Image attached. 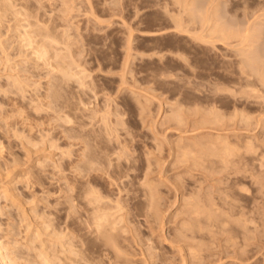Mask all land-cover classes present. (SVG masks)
Instances as JSON below:
<instances>
[{
  "label": "rangeland",
  "instance_id": "1",
  "mask_svg": "<svg viewBox=\"0 0 264 264\" xmlns=\"http://www.w3.org/2000/svg\"><path fill=\"white\" fill-rule=\"evenodd\" d=\"M4 1L0 264H264V0Z\"/></svg>",
  "mask_w": 264,
  "mask_h": 264
},
{
  "label": "bare ground",
  "instance_id": "2",
  "mask_svg": "<svg viewBox=\"0 0 264 264\" xmlns=\"http://www.w3.org/2000/svg\"><path fill=\"white\" fill-rule=\"evenodd\" d=\"M0 1H1V0H0ZM14 1H15V0H14ZM14 1L12 0V3H11V4L14 5V3H16V2H14ZM89 1H90V0H89ZM180 1H181V0H180ZM190 1H191V0H190ZM3 2H4L5 7L2 6L3 4L0 2V4H1V5H0V12H2V14L0 15V17H1V16L3 15V13H5V12L9 15V14H10V13H9V12H10L9 10H13V8L10 9L11 7H10V6H7L8 4H5V3H9L8 1L6 2V1L3 0ZM247 2H248V1H247ZM178 3H179V2H178ZM11 4H10V5H11ZM16 4H17V3H16ZM184 4H185V3H184ZM1 6H2V7H1ZM15 6H16V5H15ZM8 7H9V10H8ZM14 8H15V7H14ZM191 8H192V7H191ZM193 8H194V7H193ZM194 9H195V8H194ZM14 10H15V9H14ZM93 10H94V9H93ZM93 10H91V11H93ZM7 11H9V12H7ZM16 11H17V10H16ZM21 11H23V10H21ZM13 12H14V11H13ZM13 12L11 13V15L14 14ZM188 12H189V11H188ZM210 12H211V11H210ZM6 13H5V14H6ZM16 13H17V12H16ZM208 13H209V12H207V14H208ZM5 14H4L3 16H7V15H5ZM21 14H22V13H21ZM92 14H93V13H92ZM196 14H197V13H196ZM14 15H15V14H14ZM22 15H23V14H22ZM22 15H21V16H22ZM3 16H2V17H3ZM23 16H24V15H23ZM93 16H95V15H93ZM194 16H195V15H194ZM198 16H199V15H198ZM207 16H208V15H207ZM2 17H1V18H2ZM183 17H184V16H183ZM204 17H205V15H204ZM262 17H263V16H262ZM14 18H17V17H14ZM181 18H182V17H181ZM181 18H180V19H181ZM211 18H212V17H211ZM217 18H218V17H217ZM27 19H28V18H27ZM2 20H3V18H2ZM2 20H1V21H2ZM21 20H22V19H21ZM259 20H260V19H259ZM22 21H23V20H22ZM28 21H29V20H28ZM187 21H188V20H187ZM2 22H3V21H2ZM17 22H18V21H17ZM26 22H27V21H26ZM32 22H33V21H32ZM96 22H97V21H96ZM204 22H205V21H204ZM0 23H1V22H0ZM29 23H30V22H29ZM36 23H37V22H36ZM192 23H193V22H192ZM19 24H20V22H19ZM33 24H34V23H33ZM27 25H28V24H27ZM30 25H31V23H30ZM30 25H29V26H30ZM180 25H181V23H180ZM180 25L178 24V27H181ZM191 25H192V24H191ZM218 25H219V24H218ZM259 25H260V24H259ZM262 25H263V24H262ZM20 26H21V25H19V27H20ZM38 26H39V25H38ZM183 26H184L183 28H185L186 24H185V25L183 24ZM247 26H248V25H247ZM17 27H18V26H17ZM17 27H16V28H17ZM33 27H34V25H33ZM218 27H219V26H218ZM218 27H215V28L219 29ZM262 27L264 28V26H262ZM1 28H2V26H1ZM20 28H21V27H20ZM30 28H31V27H30ZM35 28H36V27H35ZM50 28H51V27H50ZM50 28H49V29H50ZM232 28H233V27H232ZM237 28H238V27H237ZM259 28H261V27L259 26ZM37 29H39V28H37ZM213 29H214V28H213ZM22 30H23V29H22ZM26 30H27V29H26ZM177 30H178V29H177ZM181 30H182V28H181ZM183 30H184V29H183ZM186 30H187V28L185 29V31H186ZM221 30H222V29H221ZM18 31H19V30H18ZM28 31H29V30H28ZM37 31H38V30H37ZM228 31H229V28H228L227 32H228ZM248 31H250V30H248ZM13 32H15V31H13ZM24 32H25V31H24ZM53 32H54V31H53ZM205 32H206V31H205ZM227 32H225V33H227ZM229 32H231V30H230ZM20 33H21V32H20ZM25 33H26V32H25ZM35 33H36V32H35ZM35 33H32V30H31V32H27V33H26L27 36H28V38H26L27 36L24 35V34H23V37H22V38H23V40H25V41L28 43V46H30V48H32L31 46H33V49H34L36 55L38 56V58L43 60V59L46 58L45 56H47V55H46V54L48 53L47 47H48L49 45L46 47V42H45V43H44L43 41L40 42L41 40H40V41H37V40H39V39H37V38L40 36L42 39H43V38L47 39L46 37H48V35L45 34V33L42 31V29H39V33H38L37 35H36ZM55 33H56V32H55ZM184 33H185V32H184ZM221 33H222V32H221ZM231 33H232V32H231ZM1 34H2V33H1ZM1 34H0V35H1ZM7 34H9V33H7ZM13 34H14V33H13ZM31 34H32V35H31ZM34 34H35L36 36H34ZM208 34H209V33H208ZM247 34H248V33H247ZM247 34L245 35L246 38H245V39L243 38L244 40L250 38V35H248V38H247ZM56 35H57V34H56ZM190 35H191V34H190ZM197 35H198V34H197ZM210 35H211V34H210ZM222 35H223V36H222ZM235 35H236V32H235ZM37 36H38V37H37ZM191 36H192V35H191ZM208 36H209V35H208ZM224 36L226 37L225 34H221V37H224ZM233 36H234V35H233ZM34 37H35V38H34ZM57 37H58V36H57ZM211 37H212V36H211ZM230 37H231V36H230ZM10 38H11V37H10ZM16 38H17V37H16ZM16 38H15V39H16ZM41 38H40V39H41ZM54 38H55V37H54ZM200 38H201V37H200ZM203 38H204V37H203ZM240 38H241V36H240ZM1 39H2V38H1ZM36 39H37V40H36ZM51 39H53V38H51ZM204 39H205V38H204ZM237 39H238V37H237ZM43 40H44V39H43ZM67 40H68V39H67ZM211 40H212V39H211ZM211 40H210V41H211ZM5 41H6V40H5ZM25 41H24V42H25ZM53 41H54V40H53ZM68 41H69V40H68ZM250 41H251V39H250ZM262 41H263V40H262ZM21 42H23V41H21ZM56 42H57V41H56ZM208 42H209V41H208ZM247 42H248V41H247ZM1 43H2V40H1ZM1 43H0V44H1ZM53 43H54V42H53ZM57 43H59V42H57ZM214 43H215V42H214ZM239 43H240V42H239ZM34 44H36V46H34ZM55 44H56V43H55ZM242 44H244V41L242 42ZM261 44H262V43H261ZM261 44H260V45H261ZM25 45H26V44H25ZM57 45H58V44H57ZM2 46H3V45H2ZM19 46H20V45H19ZM213 46H214V45H213ZM51 47H52V45H51ZM51 47H48V48H51ZM1 48H2V47H0V49H1ZM55 48H56V47H55ZM3 49H4V48H3ZM250 49H251V48H250ZM255 49H256V48H255ZM64 50H65V49H64ZM251 50H252V49H251ZM254 51H255V50H254ZM2 52H3V51H2ZM49 52H50V51H49ZM53 52H54V51H53ZM60 52H61V49H60ZM256 52H257V51H256ZM50 53H52V52H50ZM55 53H56V52H55ZM61 53H64V51L61 52ZM3 54H4V53H3ZM64 54H65V53H64ZM64 54H62V55H64ZM66 54H67V53H66ZM70 54L72 55V53H70ZM58 55H59V52H58ZM260 55H261V54H260ZM31 56H32V55H31ZM65 56H66V55H65ZM251 56H252V55H251ZM257 56H258V55H257ZM26 57H27V56H26ZM28 57H29V56H28ZM48 57H49V56H48ZM254 57H255V56H254ZM251 58H252V57H251ZM52 59H53V58H52ZM52 59H51V60H52ZM65 59H66V58H65ZM72 59H73V58H72ZM246 59H247V58H246ZM249 59H250V58H249ZM253 59H255V58H252V63L254 62ZM73 60H74V59H73ZM76 60H77V59H76ZM250 60H251V59H250ZM27 61H28V60H27ZM31 61H32V60H31ZM55 61H57V60H55ZM65 61H66V60H65ZM74 61H75V60H74ZM47 62H48V61H47ZM59 62H60V61H59ZM62 62H63V61H62ZM72 62H73V61H72ZM32 63H33V61H32ZM48 63H49V62H48ZM57 63H58V62H57ZM73 63H74V62H73ZM77 63H78V62H77ZM51 64H52V63H51ZM55 64H56V63H55ZM60 64H63V63H60ZM64 64H65V62H64ZM67 64H68V63H67ZM256 65H257V64H256V62H255V66H256ZM259 65H260V64H259ZM36 66H37V65H36ZM49 66H50V65H49ZM54 66H55V65H54ZM59 66H60V65H59ZM62 66H63V65H62ZM261 66H262V64H261ZM239 67H240V66H239ZM246 67H247V66H246ZM257 67H258V66H257ZM257 67H256V68H257ZM48 68H50V67H48ZM58 68H59V67H58ZM62 68H63V67H61V69H62ZM64 69H65V68H64ZM75 69H76V68H75ZM80 69H81V67H80ZM257 69H258V68H257ZM260 69H261V68H260ZM262 70H263V68H262ZM262 70H259L260 73H261V76H260V77H262V80L264 81V73L262 72ZM62 71L66 72L65 70H62ZM77 71H78V69H77ZM80 71H81V70H80ZM79 73H80V72H79ZM81 73L83 74L82 71H81ZM81 73H80V74H81ZM75 74H76V73H75ZM77 74H78V73H77ZM84 74H86V76H87L88 73H85V72H84ZM253 74H254V73H253ZM56 75H57V74H56ZM66 75H67V74H66ZM81 76H83V75H81ZM255 76H256V77H259L258 75H255ZM65 78H67L66 80H68V79L71 80V79H72V77L69 78L68 76L65 77ZM78 78H79V77H78ZM81 78H82V77H81ZM81 78H80V79H81ZM77 80H78V79H77ZM83 80H84V79H83ZM24 82H25V81H24ZM239 83H240V82H239ZM84 84H85V82H84ZM250 84H251V86H252V83H250ZM253 84H254V83H253ZM18 85H19V84H18ZM214 85H215V84H214ZM59 87H60V86H59ZM82 87H83V86H82ZM50 88H51V87H50ZM60 92H61V91H60ZM44 101H46V100H44ZM46 107H47V106H46ZM66 108H67V107H66ZM68 109H69V108H68ZM60 111H61V110H60ZM65 111H66V110H65ZM21 112H22V111H21ZM21 112H20V113H21ZM172 113H173V112H172ZM174 113H175V112H174ZM96 114H97V113H96ZM98 114H99V113H98ZM109 114H110V113H109ZM240 115H241V114H240ZM60 116H61V115H60ZM103 116H104V115H103ZM10 117H11V116H10ZM219 117H220V116H219ZM5 118H6V117H5ZM179 118H180V117H179ZM246 118H247V117H246ZM71 119H72V118H71ZM4 120H5V119H4ZM68 120H70V119H68ZM212 120H213V119H212ZM105 121H106V120H105ZM103 122H104V121H103ZM64 123H65V122H64ZM209 135H210V134H209ZM88 136H89V135H88ZM118 136H119V135H118ZM81 137H82V136H81ZM89 137H90V136H89ZM73 138H74V137H73ZM91 139H93V138L91 137ZM94 139L97 140L98 138H94ZM76 140H77V139H76ZM84 140H85V138H84ZM98 141H99V139H98ZM84 142H85V141H84ZM84 142H83V143H84ZM86 142H87V140H86ZM96 142H97V141H96ZM100 142H101V140H100ZM102 142H104V140H102ZM102 142H101V143H102ZM97 143H98V142H97ZM101 143H100V144H101ZM85 144H86V143H85ZM123 144H124V143H123ZM126 145H127V144H126ZM126 145H125V146H126ZM96 146H97V145H96ZM98 146H99V144H98ZM98 146H97V148H98ZM127 147H129V146H127ZM83 149H85V148H83ZM95 149H96V148H94V150H95ZM98 149H99V148H98ZM124 149H128V148H125V147H124ZM81 150H82V149H81ZM81 150H80V152H81ZM96 150H97V149H96ZM99 150H100V149H99ZM84 151L87 153V154H85V152H84V154L88 157V159H86V160H88V161H87L86 163L84 162V163L86 164V165L83 166V167H85L84 169H83L82 166L80 165L81 169H83V170L86 169L87 172H89V173H90L91 171H95L94 173H92L93 175H94L96 172H97V173H96L97 175H99L98 172H100V171H101L100 174H103L102 172H105V173H104V176H106V173L108 172V169H107V168H106L107 170L105 169V170L107 171V172H106V171L104 170L105 167L103 168V165H100L101 163H99V160H98L99 158L97 159L98 162H96L97 160H96V158L94 157V156H96V154L98 155V153L96 152V154H95L94 156H92V155H88V154H90V152L88 153V151H86V149H85ZM124 151H125V152H124ZM124 151H123V152L126 153V150H124ZM82 152H83V151H82ZM82 152H81V153H82ZM100 152H101V151H100ZM109 152H110V151H109ZM127 152H128V150H127ZM111 153H112V152H111ZM100 154H101V153H100ZM108 154H109V153H108ZM108 154H107V156H109ZM81 155H82V154H80L79 156H81ZM85 155H84V157H86ZM98 156H99V155H98ZM107 156H106V157H107ZM112 156H113V154H112ZM115 156H116V154H115ZM213 156H214V155H213ZM221 156H222V155H221ZM223 156H224V155H223ZM81 157H82V156H81ZM87 157H86V158H87ZM96 157H97V156H96ZM100 157H101V156H100ZM120 157H122V156H120ZM82 158H83V157H82ZM101 158H102V157H101ZM109 158H110V156L108 157V159H109ZM112 158H113V157H112ZM223 158H224V157H223ZM223 158H222V159H223ZM224 160H226V159H224ZM79 161H80V160H79ZM104 161H108V160H105V159H104ZM112 161H113V159H112ZM110 162H111V161H110ZM113 162H114V161H113ZM113 162H112V163H113ZM82 163H83V162H82ZM95 163H96V164L99 163V165L101 166V168H100V166H98L99 168H95V167H94V166H95V165H94ZM105 163H106V162H105ZM107 163H108V162H107ZM112 163H108V164H112ZM77 164H78V163H77ZM80 164H81V162H80ZM108 164H107V165H108ZM117 164L120 165V163H117ZM117 164H116V165H117ZM82 165H83V164H82ZM97 165H98V164H97ZM97 165H96V166H97ZM114 165H115V164L113 163V166H114ZM72 166H73V165H72ZM72 166H71V167H72ZM109 166H110V165H109ZM113 166L111 165V167H113ZM39 167H40V166H39ZM78 167H79V166H77L76 168H78ZM115 167H116V166H115ZM117 167H118V166H117ZM117 167H116V168H117ZM73 168H74V167H73ZM101 169H103L104 171L101 170ZM113 169H114V167H113ZM118 169H119V167H118ZM118 169H115L116 172L118 171ZM120 169H121V167H120ZM76 170H77V169H76ZM119 171H120V170H119ZM72 172H73V171H72ZM77 172H78V170H77ZM81 172H82V171H81ZM87 172L84 171V174L87 173ZM110 172H111V171H110ZM79 173H80V172H79ZM121 173H122V172H121ZM124 173H125V172H124ZM84 174H83V175H84ZM108 174H109V175H111V174L114 175V172H113V173L111 172V174L108 172ZM108 174H107V175H108ZM115 174H116V173H115ZM118 174H119V173H118ZM80 175H81V174H80ZM80 175H79V176H80ZM83 175H81V176H83ZM97 175L92 176L91 173H90V174H88V176H87V174H85L86 177H85V176L83 177V178H86L85 181L83 180V181L85 182L84 184H86V181L88 180L87 177L89 178V180L87 181L88 184H90V183H92V182H94V184H95V182H97V181H96V180H97V177H98ZM109 175H108V176H109ZM96 176H97V177H96ZM101 176H102V175H101ZM101 176L99 175V178H100V179H104L103 177L101 178ZM108 176H106V179H107ZM114 176H118V175L116 174V175H114ZM119 176H120V175H119ZM81 178H82V177H81ZM109 178H110V177H109ZM111 178H112V177H111ZM111 178H110V179H111ZM106 179H105V182H107ZM110 179H109V180H110ZM117 179H118V178H117ZM81 180H82V179H81ZM107 180H108V179H107ZM78 181H79V180H78ZM110 181H112V183H111V182L108 183V185H110V187H109V188L106 187L107 189H112V191H113V190H114L113 188H115L117 185H120V184H115L116 182L113 183V181H115V180H110ZM116 181H117V180H116ZM81 182H82V181H81ZM82 183H83V182H82ZM88 184H87V185H83V186H85L84 189L82 188V186L80 187L81 189H83V191L86 193V195H87V194H90V192L92 191V187H93V186H91L92 184H90V188H91V190H90V192L87 193L86 190H88V188H89V185H88ZM111 184H112V185H111ZM113 184H115V187H112V186H114ZM150 184H152V183H150ZM105 185H106V184H105ZM108 185H107V186H108ZM121 185H122V184H121ZM172 185H173V184H172ZM86 186H88V188H87ZM94 186H96V184H95ZM124 186H126V185H124ZM149 186L151 187V185H149ZM152 186H154V185H152ZM11 188H12V187H11ZM74 188H75V187H74ZM74 188H73V190H74ZM90 188H89V189H90ZM81 189H79V190H81ZM117 189H118V188H117ZM154 189H155V190H154ZM16 190H17V189H16ZM121 190H122V189H121ZM153 190H154L153 192H155V191L157 190V188L154 187ZM219 190H220V189H219ZM223 190H224V189H223ZM83 191H81L80 193H82ZM88 191H89V190H88ZM224 191H225V190H224ZM11 192H12V191H11ZM74 192H75V190H74ZM84 192H83V193H84ZM94 192H95V191H94ZM94 192L92 191L91 193H92L94 196H95V194H97V198H96V196L93 197V198H94V199L96 198V200L100 202V205L98 204V205H99L98 207L100 208L101 206H103L102 202L106 203L105 201H108V199H107V200H104V199L102 198V202H101V201H100V199H101L100 197H102L101 194H100V197H99V196H98V191H96L97 193H94ZM157 192H158V191H157ZM77 193H78V192H77ZM85 193H84V195H85ZM119 193H120V191H119ZM155 194H157V193H155ZM158 194H159V193H158ZM210 194H211V193H210ZM73 195H74V194H73ZM77 195H80V194L78 193ZM77 195H75L76 198L73 196V199H78L79 197L77 198ZM84 195L82 194L81 197L84 198V197H85ZM159 195H160V194H159ZM0 196H1V193H0ZM152 196L154 197V194L151 195V199H152ZM204 196H206V194H205ZM157 197H158V195H156V198H157ZM209 197H212V196L209 195ZM88 198H89V197H88ZM90 198H91V197H90ZM99 198H100V199H99ZM156 198H155V199H156ZM207 198H208V195H207ZM79 199H80V198H79ZM200 199H201V197H200ZM202 199H203V198H202ZM204 199H205V197H204ZM92 200H93V199H92ZM103 200H104V201H103ZM198 200H199V199H198ZM198 200H197V201H198ZM212 200H213V198H212ZM72 201H73V200H72ZM125 201H126V199H124V202H123V203H127V202H125ZM151 201H152V200H151ZM200 201H201V200H200ZM210 201H211V199H210ZM226 201H227V200H226ZM68 202H70V205H72L73 203L76 202V200L73 201V202H71V201H68ZM90 202H91V201H90ZM95 202H96V201L94 200V203H95ZM227 202H228V201H227ZM77 203H79V201H78ZM81 203H82V202H81ZM94 203H91V204H94ZM108 203H109V202H108ZM208 203H209V201H208ZM210 203H211V202H210ZM212 203H214V200H213ZM224 203H225V202H224ZM75 204H76V203H75ZM83 204H84V203H83ZM106 204H107V203H106ZM109 204H110V203H109ZM109 204H108L107 208H108L109 206L112 207V205H113L112 203H111L110 205H109ZM197 204H198V203H197ZM197 204H196V205H197ZM200 204H201V202H200ZM200 204H199V205H200ZM225 204H226V203H225ZM227 204H228V203H227ZM73 205H74V204H73ZM78 205H79V204H78ZM95 205H97V203H96ZM95 205H94V206H95ZM126 205H127V204H126ZM199 205H198V206H199ZM202 205H203L202 207H205V206H206V205L204 206V203H202ZM213 205H214V204H213ZM213 205H212V207H213ZM223 205H224V204H223ZM228 205H229V204H228ZM232 205H233V204H232ZM113 206H114V205H113ZM118 206H119V205H118ZM123 206H124V205H123ZM209 206H210V205H209ZM230 206H231V205H230ZM72 207H73V206H72ZM84 207H85V206H84ZM86 207H87V206H86ZM98 207H96V208H98ZM111 207H110V208H111ZM114 207H115V206H114ZM114 207H113V208H114ZM119 207H120V206H119ZM196 207H197V206H196ZM196 207H195V208H196ZM200 207H201V206H200ZM231 207H232V206H231ZM70 208H71V206H70ZM81 208H82V207H81ZM96 208L94 207L93 209H91V210H92V212H91L90 208L88 207L87 209H89L90 212H87V213H93V212H94L93 210H95ZM101 208H103V207H101ZM101 208L99 209L100 211H101V210H102V211L105 210V209H101ZM116 208H118V207H116ZM116 208H114V209L116 210ZM121 208L123 209V208H125V206H124V207L121 206ZM121 208H120L119 210H121ZM210 208H211V206H210ZM7 209H8V208H7ZM126 209H127V208H126ZM126 209L124 210V212L126 211ZM196 209H197V208H196ZM196 209H195V210H196ZM201 209H203V208H201ZM207 209H208V208H207ZM207 209H205V210H207ZM34 210H35V209H34ZM129 210H130V209H129ZM129 210H128V212H129ZM210 210H211V209H210ZM212 210H213V208H212ZM231 210H232V209H231ZM235 210H236V209H235V207H234V211H235ZM237 210H239V209H237ZM84 211H85V210H84ZM97 211H98V209H97ZM100 211H98V213L102 215V211H101V212H100ZM117 211H118V210H117ZM117 211H116V212H117ZM201 211H202V210H201ZM207 211H208V210H207ZM207 211H206V212H207ZM119 212H120V213H121V212L123 213V210H122V211H119ZM199 212H200V210H199ZM202 212L204 213V210H203ZM206 212H205V213H206ZM209 212H210V211H209ZM209 212H207V213L209 214ZM242 212H243V210H242ZM81 213H83V212H81ZM85 213H86V212H85ZM126 213H127V212H126ZM129 213H131V210H130ZM197 213H198V210H197ZM211 213H212V212H211ZM213 213H214V212H213ZM235 213H236V212H235ZM240 213H241V210H240ZM105 214H106V212H105ZM103 215H104V214H103ZM103 215L101 216V218L104 217L105 220H106V219L108 220V218H109V217L106 218L105 216H110V217L112 218L111 215H108V214H106L105 216H103ZM118 215H119V214H118ZM127 215H128V214H127ZM129 215H130V214H129ZM129 215H128V216H129ZM199 215H200V213H199ZM98 217H100V215H99ZM210 217H211V214H210ZM210 217H209V218H210ZM124 218H125V217H124ZM99 219H100V218H99ZM99 219H98L99 222L97 221L98 224L100 223V220H99ZM107 220H106V221H107ZM88 221H89V220H88ZM108 221L111 223V220H108ZM123 221H124V220H123ZM209 221H210V220H209ZM101 223H102V222H101ZM101 223H100V224H101ZM98 224H97L98 228H99V226H103V225H104V223H102V225H100V224L98 225ZM106 224H107V223H106ZM107 225H109V224H107ZM103 227L105 228V226H103ZM199 228H200V227H199ZM100 229H101V227L99 228V231H100ZM107 229H108V228H107ZM39 230H40V229H39ZM101 230H102V229H101ZM103 231H106V230L103 229ZM96 233H98V232H96ZM102 233H103V232H102ZM105 233H106V232H105ZM100 234H101V233H100ZM103 234H104V233H103ZM107 234H108V236L111 235V234L109 235V232H108ZM133 234H134V233H133ZM105 235H106V234H105ZM105 235H104V236H105ZM61 238H62V237H61ZM109 238H111V237H109ZM109 238L107 237V239H109ZM107 239H106V240H107ZM102 240H103V239H102ZM106 240H105V241H106ZM110 240H112V238H111ZM107 241H109V240H107ZM107 241H106V242H107ZM3 243H4V242H3ZM15 244H16V242L14 243V245H15ZM60 245H61V244H60ZM105 245H106V244H105ZM16 246H17V244H16ZM64 246H65V245H64ZM66 246H67V245H66ZM69 246H70V245H69ZM69 246H68V247H69ZM62 247H63V246H62ZM83 247H84V245H83ZM1 248H2V247H1ZM11 248H12V247H11ZM63 248H64V247H63ZM69 249H71V246L69 247ZM74 249H75V248H74ZM84 249H85V248H84ZM84 249H83V250H84ZM58 250H59V249H58ZM55 251H56V250H55ZM72 251H73V250H72ZM81 251H82V250H81ZM86 252H87V251L85 250V253H86ZM2 253H3V252H2ZM74 253H77V252H73V254H74ZM16 255H17V254H16ZM81 255H82V254H81ZM5 256H6V255H5ZM36 256H37V255H36ZM57 256H58V254H57ZM84 256H85V255H84ZM90 257H91V256H90ZM6 258H7V256H6ZM37 258H38V256H37ZM53 258H55V256H54ZM82 258H83V256H82ZM84 258H85V257H84ZM50 259H51V258H50ZM50 259H49V260H50ZM56 259H57V258H56ZM3 260H4V257L0 256V263H1ZM29 260H30V259H29ZM49 260H48V261H49ZM59 260H60V259H59ZM74 260H75V259H74ZM74 260H72V261H73V264H74ZM84 260H85V259H84ZM88 260H89V259H88ZM42 261H43V259H42ZM42 261L40 262L41 264H42V263H46V264L48 263V262H45L46 260H44V262H42ZM57 261H58V259H57ZM60 261H61V260H60ZM60 261H59V262H60ZM76 261H77V260H76ZM76 261H75V264H76ZM86 261H87V259H86ZM31 262H32V261H31ZM33 262H35V261L33 260ZM53 262H55V260L52 261V263H50V261H49L50 264H53ZM63 262H64L65 264L68 263L67 260H66L67 263L63 260V261H61V264H62ZM90 262H91V261H90ZM27 263H28V262H27ZM64 263H63V264H64ZM91 263H93V262H91ZM184 263H185V262H184ZM2 264H3V263H2ZM55 264H56V262H55ZM81 264H82V263H81Z\"/></svg>",
  "mask_w": 264,
  "mask_h": 264
}]
</instances>
